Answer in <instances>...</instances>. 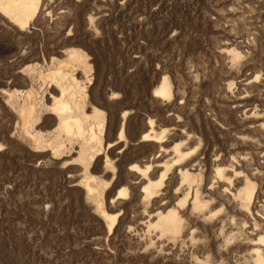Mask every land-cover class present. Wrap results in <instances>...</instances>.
Returning <instances> with one entry per match:
<instances>
[{"label": "rangeland", "instance_id": "1", "mask_svg": "<svg viewBox=\"0 0 264 264\" xmlns=\"http://www.w3.org/2000/svg\"><path fill=\"white\" fill-rule=\"evenodd\" d=\"M73 49L93 66L89 112L106 115L102 154L89 170L75 138L60 140L57 157L29 147L5 93L36 89L35 130L55 141L48 106L59 92L42 77ZM163 78L169 100L154 96ZM150 119L168 132L164 148L141 142ZM123 125L134 140L109 148ZM0 145V264H255L250 253L264 254V0H42L26 30L0 13ZM179 146L191 154L182 164L192 193L199 188L210 203L205 215L191 200L179 206L191 190L175 166ZM168 163L147 200L144 186ZM150 164L148 178L133 169ZM247 181L256 187L251 213L234 197ZM123 188L128 196L116 199ZM163 207L178 209L183 228L161 238L149 223ZM116 213L110 234L104 216Z\"/></svg>", "mask_w": 264, "mask_h": 264}, {"label": "bare ground", "instance_id": "2", "mask_svg": "<svg viewBox=\"0 0 264 264\" xmlns=\"http://www.w3.org/2000/svg\"><path fill=\"white\" fill-rule=\"evenodd\" d=\"M41 1L42 0H0V13L6 19L12 22L15 26H17L20 30H26L31 26L32 22L37 17L40 10ZM230 52L234 60H238L241 57V54L236 50H232ZM67 57H69V59L67 61L59 63V66L55 69L54 72L45 74L42 77L43 80L48 82V84L50 85L49 88L55 87L59 92V95L57 94V96H51V98L53 99V104L48 106V109L51 114L57 118V126L53 135L55 137V141L52 142L51 139H47L45 135L35 130V126L41 121L40 114L42 112V105L40 106L37 100L39 93L36 89L30 88L26 91H6L5 93H7L9 97L8 104L14 110L18 111V115L21 119V125L19 126L20 138L25 143H27L29 147H31L35 152L52 151V154L57 157L63 149V143H60V140L63 137L68 140H72L75 138L79 143H81V150L79 153L80 159L85 164V168L89 170L91 163L95 160V158L102 154H100V148L102 149V145L104 144L103 141H105L103 140V136L105 133L106 115L105 112L99 108L92 107L91 112H89L88 110L89 87L87 85L92 84L93 78L91 77L93 73V66L89 63V56L86 54V52H84V50L82 51L80 49H73L72 51H70L69 56ZM78 73H82L86 83H83V81H81L77 77ZM154 92V96L159 99H171L173 97V91L169 79L163 78L162 83L157 86ZM21 99L24 101V105L22 107ZM148 128L149 131L141 137V142L157 143L160 145L161 148H164V145H166V143L162 142L163 144H160V142L167 137L168 132L163 129L164 131L162 130V132L160 131L161 133H159L155 127L154 121H152L151 119ZM127 139H130L131 141L134 140V138H132L131 136H126L123 125L119 133L118 141H116L115 144L110 145L109 148H113L119 145L120 143L127 141ZM181 145L183 144L181 143ZM0 148L3 149V146L0 145ZM173 154L176 155L175 166L179 167L180 171L182 172V174H180L182 175V185H188L191 189L185 195V198L179 203V206L184 207L188 205L191 200L193 201L191 203L193 207L192 210L198 213V215H205V212L208 210L210 203H208L202 198V194L200 193L199 188H197L195 191L193 190L194 192L192 193L193 177L190 175V172H186L184 170V173L183 171L185 165L182 164V161L185 156L188 158V156H190L191 154L185 155L184 151L180 148V146L175 149V152ZM89 156L91 157L90 159ZM173 161L174 160H172L171 162L173 163ZM105 163L107 170L108 167L112 164L110 158L107 159ZM170 168L171 166L169 165V163L165 165L166 171L161 176V180L158 183H154L149 179V183L146 184L147 186H144L143 189L145 198L147 200H151L155 196V194L157 193V188L163 183V180L167 177L168 172L171 170ZM133 169L137 172L143 173V175L148 178V175L151 174L152 166L150 164L146 171H142L138 167H134ZM217 172L220 176L219 178L222 181H227L229 183L232 182V180L228 181L230 177L228 178V174L224 169H218ZM107 184L110 185V181L107 182ZM86 189L91 194H94L97 190L90 184H88ZM99 191L103 190L100 189ZM255 193L256 187L250 181H247L246 186L241 189L238 194H235L234 197L241 199L242 203L245 202L247 210L251 213L250 206L255 198ZM128 194V188H123L118 191L116 199L126 197L128 196ZM101 197L103 196L100 195V198ZM166 210L168 211L166 212ZM120 216L121 213L104 216L110 234L113 232ZM155 217L157 220L149 223V229H153L157 232H160L161 238L163 236L176 235L183 228V217L180 215V212L176 207L171 209L163 207L159 209L157 216ZM258 241L260 245L264 244V235H262L261 238L258 239ZM262 251L263 248L262 250L257 248L254 249L252 253H250L254 258L255 264H264V254Z\"/></svg>", "mask_w": 264, "mask_h": 264}]
</instances>
